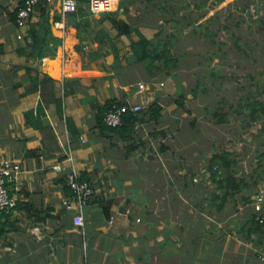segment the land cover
<instances>
[{
	"label": "crops",
	"instance_id": "obj_1",
	"mask_svg": "<svg viewBox=\"0 0 264 264\" xmlns=\"http://www.w3.org/2000/svg\"><path fill=\"white\" fill-rule=\"evenodd\" d=\"M22 1L0 0V161H17L25 172L19 185H10L17 207L0 217V264H148L150 233L155 235L157 249L175 243L172 226L178 224L179 205L173 195L179 194L181 187L176 184L180 179L182 188L193 187L183 190L184 195L195 201L204 199L200 211L209 215L213 212L207 198L211 185L204 179L193 185L192 178L188 181L187 176H179V152L186 145L185 139L180 130L163 123L164 108L158 130L165 131L166 137L157 139L165 150L150 137L154 125L148 122L138 131L145 144L132 154L126 153L125 143L118 136L103 134L96 127V115L109 100L140 103L145 96L149 103L158 98L164 105L163 99L175 92V78L171 76L158 81L157 94L147 92L153 79L142 63L131 61L130 44L135 33L119 34L115 24L116 20L135 22L150 39L141 24L155 13H145L141 18L140 12L130 11L138 0H121L117 10L107 13L92 14L80 3L75 13L63 15L55 0L46 4L50 35L39 33L48 41L45 53L54 55L27 57V32L30 27H38L42 16L40 9L35 10L22 30L23 37L18 38L21 30L9 14ZM141 1L145 2L142 9H153L151 3ZM165 1L157 3L165 6ZM208 1L203 0L204 5ZM185 3L198 6L196 0H169L167 7ZM250 4L261 7L264 0H251ZM168 14L179 21L178 9ZM257 17L253 13L252 18ZM50 36L61 40L56 48ZM140 83L145 85L143 94L138 90ZM56 165L64 170H55ZM71 169L93 188L84 209L83 227L74 225L75 211L63 204L72 197L66 186V174ZM201 187L204 192L197 195ZM233 206L236 211L226 204L219 212L223 215L211 221L207 229L200 227L195 238L200 242L180 239L177 245L197 247L201 243L214 248L210 255L216 263H261L258 256L263 251L255 241L256 235L246 239V227L240 229L253 203L237 201ZM260 211L264 214V203ZM209 251L201 258L209 257Z\"/></svg>",
	"mask_w": 264,
	"mask_h": 264
},
{
	"label": "rangeland",
	"instance_id": "obj_2",
	"mask_svg": "<svg viewBox=\"0 0 264 264\" xmlns=\"http://www.w3.org/2000/svg\"><path fill=\"white\" fill-rule=\"evenodd\" d=\"M124 1L128 2L129 0ZM196 1L200 8L195 5L189 6L187 3L182 6L177 4L175 7L172 5H170L172 8L168 7V11L173 8L178 9V25L174 21H170V24L164 23V19L170 18V14L163 12H161V20H157L159 17L153 15L152 18L145 17L147 20L141 24L145 28V33L151 38L160 26L167 28V35L173 33L176 37L177 49L175 52L182 54L179 55L178 65L171 76L175 78V92L171 93V97L163 99L165 103V106L163 105L165 110L163 123L168 124L170 128L174 127L180 130L185 139L183 141L186 145L181 153L179 152L181 157L178 160L180 162L178 171L181 174L179 176H187L188 181L192 178L193 185H197L206 178L203 177V168L208 163L211 154L215 151H230L238 160L236 175L245 177L249 183V189L245 192L253 195L264 187V182H260L256 186L252 185L254 181L252 170L256 166V155L257 152L264 149V129L260 130L264 124V117L258 121H250L249 118L244 117V114L249 113L250 110L244 107L243 109L239 108L238 105L244 104L248 92H252L255 98L260 97L264 101V95L257 92V89L264 88V25L252 18L253 10H249L247 13L237 12L238 9L231 4L232 0H209L205 5L203 0ZM199 2H202V5ZM191 3L194 4L193 1ZM119 4H121V0ZM144 4L145 2L138 0L137 3L131 5V10H129L133 13L140 12L139 17L143 18L146 13V8L142 9ZM199 16L201 18H198ZM209 17L214 19L210 28L217 30L218 36L214 37L217 41L216 44H212L208 37L202 36L201 28L197 26L198 22ZM242 18H245L246 21H242ZM172 22L175 23L174 26ZM236 22H240V25L234 27ZM224 25L229 26L228 32L222 29ZM192 30L200 33L193 34ZM162 36L164 38L165 34L163 33ZM236 42L239 45L237 47L234 46ZM243 50L246 52L245 54ZM211 68L215 69V77L211 75ZM158 78L157 76L155 79ZM155 79L150 81L155 84L151 85L149 82L147 92L158 93L157 83L159 80ZM197 81L202 86L197 88V95L193 98L191 89L195 87ZM256 84L258 87L255 86ZM183 94L185 95L184 107L179 108L176 100ZM233 110L240 112V115ZM212 111L229 113V121L217 124ZM185 135L187 136L185 137ZM154 146L156 149L158 148L156 144ZM192 172H194L193 175H191ZM182 181L180 179L176 184V187H181L178 190L179 194L175 192L173 195L179 205V212L176 214L178 224L172 226L176 231V234H172L174 239L172 240L175 243H171L169 247L157 249L156 240L150 233L147 237V243L150 246L148 251L153 256L148 264H221L216 263L215 258L210 255L214 248L202 246L201 243L197 247L185 244L177 245L180 239H185V241L192 239L196 243L200 242L195 239L199 236L200 227L203 226V229H207L211 221H215L217 216L223 215L222 212L217 213L214 209L212 215L201 212L200 205L204 206V199L195 201L184 195L183 190H193V187L182 188ZM149 184L151 185V182ZM176 187L174 189H177ZM199 192L202 194L204 188L196 190L197 195ZM209 197L210 192L207 193L208 200ZM226 204L228 209L233 211V201L229 199ZM234 211L236 210L234 209ZM178 225L183 226L182 230L178 229L180 228ZM205 251H209V257L202 259L201 256ZM252 264L255 263L252 262Z\"/></svg>",
	"mask_w": 264,
	"mask_h": 264
},
{
	"label": "trees",
	"instance_id": "obj_3",
	"mask_svg": "<svg viewBox=\"0 0 264 264\" xmlns=\"http://www.w3.org/2000/svg\"><path fill=\"white\" fill-rule=\"evenodd\" d=\"M81 4L85 2V0H78ZM147 3H151L153 9H149V7L145 6L146 8V14H149L148 16H151L150 14H154L158 16L157 20H161V15L163 13L168 14L170 10L168 11V1L166 0L164 3L165 6H162L160 3H157V0H145ZM236 2L231 3L232 6H235L237 12L247 13L249 10H253V13L258 15L257 19L255 21L261 23L264 25V6H253L251 7L250 2L251 0H244L239 3L240 0H235ZM23 4V1L20 3L19 7ZM121 7V6H120ZM197 8H200L197 6ZM18 9V8H17ZM17 9H15L13 12L9 14V17L14 22L16 26V12ZM41 10V18L40 22L38 24V27H30L26 39H30L28 52L26 53L27 57H39L44 58L49 55H54V53H45V42L47 41V38L45 40L40 38V34L44 33L45 35H50V27L49 24H47V18L45 17L46 14V4L40 3L38 6H36V10ZM153 10V11H152ZM236 11V10H235ZM246 11V12H245ZM154 15V16H155ZM153 16V15H152ZM198 18H201L199 16ZM197 19V18H196ZM213 18L209 17L205 19L204 21H200L197 23L198 28H201V35L206 36L209 38L210 42L212 44H216L217 41L214 39V37H217V30H213V28H210V24H213ZM170 21H174L176 25L179 24L178 20L175 18V16H170L168 19H164V23L170 24ZM242 21H246L245 18H242ZM241 21V22H242ZM195 22V21H194ZM116 27L119 34H126L131 35L132 33H135V38L131 39L130 44V50L132 54L131 61L133 63H142L145 70L148 72V75L150 78L155 79L157 76L160 80L164 78H168L173 75V70L176 69L178 65V58L179 55L176 51V37L173 33H169L167 35L168 29L164 26H160L159 30L152 36V38L148 39L145 37L135 26L134 23H126L123 20H116ZM240 25V22L234 23V27H237ZM171 26V25H170ZM222 29H224L226 32L229 31V26L224 25L222 26ZM40 33V34H39ZM165 34L164 38L162 34ZM193 34L200 33L196 30H192ZM38 34V35H37ZM50 40L53 42L54 47L56 48L57 45L60 44L61 40L58 38H55L53 36H50ZM223 43V42H221ZM224 44V43H223ZM234 46H239L238 43H234ZM249 46V45H248ZM243 53L246 52L243 50ZM212 73L211 75L213 77L216 76L215 69L211 68ZM31 70L28 69V72ZM264 74V72H263ZM202 84L197 81L195 84V87L192 88V97H196L197 88L201 87ZM255 86L258 87V84ZM257 89V92L260 93V95H264V88ZM185 98V95H181L179 99L176 100V103L178 104L179 108L184 107L183 99ZM252 98V100H250ZM245 102L243 105H238L239 108H246L249 109L250 112L244 114V117L249 118L250 121H258L263 119L264 117V101L261 100V98H255L253 96L252 92L247 93V97L245 98ZM126 102H114L109 100L106 102L104 107L97 113L96 120L98 129L101 133L106 135H116L122 140L124 144V148L126 150L127 154L134 153L140 146H143L145 144L144 140H141L140 137H138V131L141 127V125L145 122L153 124V131L149 133L150 137L157 139L160 137H166V132L163 130H158V125L160 124V121L162 119V109L163 104L158 99L155 98L152 102L149 103V105L140 112H126L122 116L121 124L118 127L111 128L108 127L104 122V115L106 112L111 110L113 107L120 106ZM233 112H236V114L240 115V112L237 110H233ZM213 117L216 119L217 124L225 123L229 121L230 114L227 112H217L212 111ZM263 127L260 128V130L264 129ZM158 140V139H157ZM160 144V150H165L163 143L161 140L156 141V143ZM151 148V147H150ZM152 151V149L150 150ZM238 160L233 155V152L230 151H215L211 154L210 159L208 160V163L203 168V177H206L205 180H203L206 183H210L212 185V189H210V197H209V203L208 206L211 210H215L216 212H220L225 209V205L230 199L233 201L234 205L236 200L240 201L244 205L253 203V198H251V193L248 195H243L244 191L249 189V183L245 179L244 176L238 177L236 175V166H237ZM254 181L252 185H257L260 182H264V149L257 152L256 155V166L252 170ZM208 186V185H207ZM257 193H255L256 195ZM237 196H240L237 199ZM236 210V209H235ZM247 218L245 220V225L242 224L240 229L242 230L246 227L247 234L246 239H251L252 234L256 235V240L258 245L261 247L262 251H264V214L260 211H255L254 207L252 212L247 213ZM235 220V219H234ZM233 220V221H234ZM155 234V232L153 233ZM148 235V234H147ZM146 235V237H147ZM155 237V235H154ZM153 254H149V257H152Z\"/></svg>",
	"mask_w": 264,
	"mask_h": 264
},
{
	"label": "built area",
	"instance_id": "obj_4",
	"mask_svg": "<svg viewBox=\"0 0 264 264\" xmlns=\"http://www.w3.org/2000/svg\"><path fill=\"white\" fill-rule=\"evenodd\" d=\"M55 0H23V4L18 7L16 12V28L24 30L27 27L32 14L36 10V6L40 3L50 4ZM60 11L63 15L75 13L80 4L78 0H58ZM120 0H85L86 8L92 14L107 13L113 9H117ZM19 33L18 38H22L24 33ZM140 93H144L145 86L143 83L138 84ZM149 105L147 97H143L140 103L126 102L120 106L113 107L105 113L104 122L108 127L115 128L121 124L124 113L140 112ZM57 171L64 170L60 165L53 167ZM24 170L19 162L5 159L0 161V217L4 212L15 210L17 207V199L11 193L10 185H19L24 178ZM66 186L72 193L71 199H65L63 204L67 210H74L75 214L72 221L75 226H84V209L93 195V188L87 182L82 180L81 174L74 169H71L66 174ZM264 203V187L259 189L254 197L253 207L255 211H260ZM130 211L127 210L126 213ZM261 262H264V251L258 256Z\"/></svg>",
	"mask_w": 264,
	"mask_h": 264
},
{
	"label": "water",
	"instance_id": "obj_5",
	"mask_svg": "<svg viewBox=\"0 0 264 264\" xmlns=\"http://www.w3.org/2000/svg\"><path fill=\"white\" fill-rule=\"evenodd\" d=\"M172 25L174 26V25H175V23H174V22H172ZM148 158H149V159H152V158H153V155H149V156H148ZM122 209H123V206H121V210H122Z\"/></svg>",
	"mask_w": 264,
	"mask_h": 264
}]
</instances>
